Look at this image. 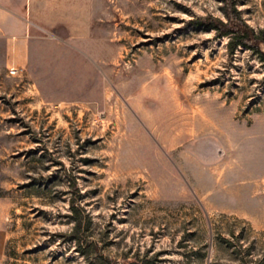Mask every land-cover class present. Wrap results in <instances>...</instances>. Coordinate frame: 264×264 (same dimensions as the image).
I'll use <instances>...</instances> for the list:
<instances>
[{
  "label": "rangeland",
  "instance_id": "rangeland-1",
  "mask_svg": "<svg viewBox=\"0 0 264 264\" xmlns=\"http://www.w3.org/2000/svg\"><path fill=\"white\" fill-rule=\"evenodd\" d=\"M104 1L98 72L0 53L1 264H264V0Z\"/></svg>",
  "mask_w": 264,
  "mask_h": 264
},
{
  "label": "crops",
  "instance_id": "crops-1",
  "mask_svg": "<svg viewBox=\"0 0 264 264\" xmlns=\"http://www.w3.org/2000/svg\"><path fill=\"white\" fill-rule=\"evenodd\" d=\"M105 4L104 0H0L4 65L22 74L98 72V53L108 46L107 38L99 37L100 24L105 22L99 10ZM8 211L0 196V264Z\"/></svg>",
  "mask_w": 264,
  "mask_h": 264
},
{
  "label": "trees",
  "instance_id": "trees-1",
  "mask_svg": "<svg viewBox=\"0 0 264 264\" xmlns=\"http://www.w3.org/2000/svg\"><path fill=\"white\" fill-rule=\"evenodd\" d=\"M240 31H238L239 35L234 37V42L233 45L236 46L238 44H250L251 40H255V36H253V32L252 30H248L245 27H242L239 29ZM234 33L236 34L235 31H233V29H228L226 30V34H231Z\"/></svg>",
  "mask_w": 264,
  "mask_h": 264
},
{
  "label": "built area",
  "instance_id": "built-area-1",
  "mask_svg": "<svg viewBox=\"0 0 264 264\" xmlns=\"http://www.w3.org/2000/svg\"><path fill=\"white\" fill-rule=\"evenodd\" d=\"M15 71H17V69H11V72H13V73H14Z\"/></svg>",
  "mask_w": 264,
  "mask_h": 264
}]
</instances>
